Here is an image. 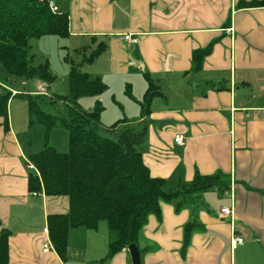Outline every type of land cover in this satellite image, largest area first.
<instances>
[{"label":"crops","instance_id":"crops-1","mask_svg":"<svg viewBox=\"0 0 264 264\" xmlns=\"http://www.w3.org/2000/svg\"><path fill=\"white\" fill-rule=\"evenodd\" d=\"M54 1L68 14L70 44L107 43L95 61L82 65L90 76L109 87L137 84L143 95L146 75L157 81L160 94L145 113L151 119L146 140L137 146L151 175L176 184L196 174L227 176L223 191L160 201V212L150 214L138 233L141 264H264V6L238 7V0ZM123 32L138 41L127 42ZM204 50L195 68L194 53ZM2 121L0 229L10 231L9 264H132L127 247L106 256L105 222L95 230L71 229L64 258L52 244L43 249L47 215L65 213L68 199L28 190L32 153L25 152L11 117L7 130ZM176 134L184 135L183 145L174 141ZM222 206L232 207V220L220 215ZM232 235L243 238L235 249Z\"/></svg>","mask_w":264,"mask_h":264},{"label":"trees","instance_id":"trees-1","mask_svg":"<svg viewBox=\"0 0 264 264\" xmlns=\"http://www.w3.org/2000/svg\"><path fill=\"white\" fill-rule=\"evenodd\" d=\"M238 7H261L264 0H238ZM45 35L65 38L69 35L67 12L53 11L49 0H0V118L4 129L9 127L8 103L12 95L28 101L30 123L39 122L48 134L56 125L68 130V150L60 152L48 143L43 149L29 155L33 165L28 173V190L43 191L46 196H65L68 210L49 213L47 229L50 242L62 258L65 257L68 234L73 228L95 230L105 222L109 230L106 256H112L130 244H136L139 230L150 214L160 212V201L179 196H195L202 192L227 188V176L222 173L196 176L190 182L179 181L172 189H164L165 178L152 176L137 146L146 140V129L126 126L116 139L99 132L103 106L97 100L93 109L80 107L82 96L101 94L107 87L98 76L92 77L82 65L95 61L106 49L99 41L75 49L80 62L66 56L69 63V92L58 96L68 103V119L43 111L37 101L43 94H13L17 79L38 78L54 81L49 63L32 64L31 40ZM194 53L195 68L199 56ZM147 88L139 100L142 113L150 112L153 96L160 94L159 85L146 75ZM55 95L50 98L55 102ZM126 119L109 127L114 128ZM193 224L186 227V236ZM9 237L7 228L0 229V264H9Z\"/></svg>","mask_w":264,"mask_h":264},{"label":"rangeland","instance_id":"rangeland-1","mask_svg":"<svg viewBox=\"0 0 264 264\" xmlns=\"http://www.w3.org/2000/svg\"><path fill=\"white\" fill-rule=\"evenodd\" d=\"M87 44H89V39L76 45V43L70 44L67 39L55 35H45L32 39L30 50L34 54L32 64L37 65L48 61L50 71L54 75V81L48 83L38 78L17 79L13 83L16 92L29 93L35 96L40 87L44 86L46 93L37 98L40 108L49 114L68 119V103L61 102V99L58 98V96H66L69 92V63L65 57L68 56L75 62H80L81 57L77 56L74 49ZM95 45L91 48H94ZM84 68L85 66L82 67L83 70ZM142 90L137 84H134L133 89L129 84L124 87L107 86L98 96H82L79 99V104L82 109L91 110L97 101L96 99H99L103 106L99 132L102 136L116 139L126 126L135 130H142L150 123V114L142 113L138 103V99L143 95ZM52 95L56 96L55 102L50 100ZM28 106L26 98L14 95L11 96L8 105L9 119L11 117L25 152L27 154L37 152L43 149L47 143L60 152H66L68 150V130L62 125H56L46 134L45 126L42 123H30ZM122 118H125L126 122H120L114 128L109 127ZM26 162L29 167L30 161L27 160ZM175 184V181L166 180L164 189L168 191Z\"/></svg>","mask_w":264,"mask_h":264},{"label":"built area","instance_id":"built-area-1","mask_svg":"<svg viewBox=\"0 0 264 264\" xmlns=\"http://www.w3.org/2000/svg\"><path fill=\"white\" fill-rule=\"evenodd\" d=\"M49 6L53 11H58V8L56 6V3L54 0H49ZM122 36L124 38V40H126L127 42H137L139 37L138 35H133L130 32H123ZM13 93H16V90H12ZM39 94H45L46 93V88L44 86H41L39 91ZM174 141L178 144V145H183L185 143V138L183 134H176L174 137ZM29 167H33V165L31 164V162H29ZM232 214H233V210L232 207H228V206H222L220 208V215L222 217H227L230 220H232ZM44 231L48 234V229L45 228ZM243 242V238L241 236L238 235H232L231 239H230V246L232 249H235L238 245L242 244ZM51 247V242L50 239H48L44 244H43V249L45 251L49 250Z\"/></svg>","mask_w":264,"mask_h":264},{"label":"water","instance_id":"water-1","mask_svg":"<svg viewBox=\"0 0 264 264\" xmlns=\"http://www.w3.org/2000/svg\"><path fill=\"white\" fill-rule=\"evenodd\" d=\"M130 253L132 264H141L140 251L136 244H130L127 246Z\"/></svg>","mask_w":264,"mask_h":264}]
</instances>
